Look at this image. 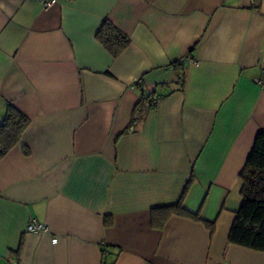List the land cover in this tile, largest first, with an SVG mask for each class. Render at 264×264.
I'll list each match as a JSON object with an SVG mask.
<instances>
[{
	"label": "crops",
	"instance_id": "obj_1",
	"mask_svg": "<svg viewBox=\"0 0 264 264\" xmlns=\"http://www.w3.org/2000/svg\"><path fill=\"white\" fill-rule=\"evenodd\" d=\"M55 3L0 0V123L29 120L0 160V264H264L227 238L264 130V0ZM105 21L130 41L116 58ZM191 177L183 207L214 231L158 227Z\"/></svg>",
	"mask_w": 264,
	"mask_h": 264
},
{
	"label": "trees",
	"instance_id": "obj_2",
	"mask_svg": "<svg viewBox=\"0 0 264 264\" xmlns=\"http://www.w3.org/2000/svg\"><path fill=\"white\" fill-rule=\"evenodd\" d=\"M101 25L95 38L103 46V49L116 58L128 47L130 41L110 22L105 21ZM178 62L173 64V68L177 72L176 83L182 90L184 74ZM4 114L0 123V160L10 149L17 146L20 137L29 126V120L11 107H8ZM249 152L244 167L237 176L240 181L239 198L241 203L238 211L235 212V218L227 238L230 243L238 247L264 253V130L258 131ZM192 180L191 177L175 205L153 210L152 217L158 221V227H161L171 215H175L203 222L210 232L214 231L215 222L201 221L198 214L188 212L183 207L182 202Z\"/></svg>",
	"mask_w": 264,
	"mask_h": 264
},
{
	"label": "built area",
	"instance_id": "obj_3",
	"mask_svg": "<svg viewBox=\"0 0 264 264\" xmlns=\"http://www.w3.org/2000/svg\"><path fill=\"white\" fill-rule=\"evenodd\" d=\"M38 3L41 5L42 9L43 10H47V9H50L51 7H53L56 3V0H37ZM184 62H187L188 64L192 65V66H195L197 65V61L195 60H192L191 58L189 57H185L182 61H179L178 64L179 66H183V63ZM262 87H264V80L263 81H260L259 83ZM25 231L27 233H31V234H36V235H43V234H46L48 232V228L35 221V220H32V222L30 221L25 229ZM57 242L56 239H53L51 240V243L52 244H55Z\"/></svg>",
	"mask_w": 264,
	"mask_h": 264
}]
</instances>
